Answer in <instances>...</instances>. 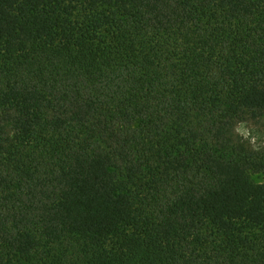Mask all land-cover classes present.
Masks as SVG:
<instances>
[{"label": "trees", "instance_id": "1", "mask_svg": "<svg viewBox=\"0 0 264 264\" xmlns=\"http://www.w3.org/2000/svg\"><path fill=\"white\" fill-rule=\"evenodd\" d=\"M242 123L264 0H0V264H264Z\"/></svg>", "mask_w": 264, "mask_h": 264}, {"label": "rangeland", "instance_id": "2", "mask_svg": "<svg viewBox=\"0 0 264 264\" xmlns=\"http://www.w3.org/2000/svg\"><path fill=\"white\" fill-rule=\"evenodd\" d=\"M238 132L254 147H260L264 145V127H258L242 123L238 126ZM253 178L257 182L262 181V176L253 175Z\"/></svg>", "mask_w": 264, "mask_h": 264}]
</instances>
